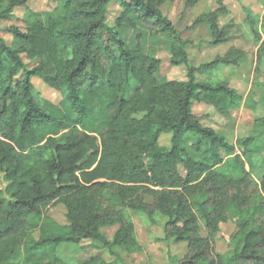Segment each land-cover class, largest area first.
<instances>
[{
	"label": "trees",
	"instance_id": "obj_1",
	"mask_svg": "<svg viewBox=\"0 0 264 264\" xmlns=\"http://www.w3.org/2000/svg\"><path fill=\"white\" fill-rule=\"evenodd\" d=\"M54 1L62 13H45L25 32L10 29L11 45L0 28V172L7 183L0 190V264H10L20 247L22 264H68L57 248L86 241L136 252L128 210L151 222L155 213L166 218L163 241L186 244L179 264H264V118L256 120L258 133L235 146L202 126L193 103L227 117L241 97L226 82L196 81L186 43L160 11L173 0ZM0 4L1 21L25 0ZM113 4L120 13L112 27L106 18ZM201 23L212 44L226 40L216 14L195 25ZM136 26L168 40L170 64L187 67L185 81L156 79L160 60L121 38L120 29ZM237 54L230 50L214 64H235ZM32 78L59 93L60 103L40 99ZM164 133L171 135L168 147L159 145ZM188 137L195 139L191 153ZM57 204L65 225L47 215ZM30 217L41 218L37 238ZM228 221L235 225L229 250L216 254L220 225ZM113 225L119 228L111 240L99 232ZM77 264L116 263L92 257Z\"/></svg>",
	"mask_w": 264,
	"mask_h": 264
},
{
	"label": "rangeland",
	"instance_id": "obj_2",
	"mask_svg": "<svg viewBox=\"0 0 264 264\" xmlns=\"http://www.w3.org/2000/svg\"><path fill=\"white\" fill-rule=\"evenodd\" d=\"M5 4H0V12ZM223 8V13H217ZM160 11L174 26L181 39L186 43L188 66L196 69L197 82H226L228 87L241 97V101L230 106L229 115L223 117L212 107L193 103L191 111L201 117V124L215 130L225 137L231 146L236 145L239 138L258 133L257 119L264 118V0H198L193 6L188 0H173L164 4ZM51 12L54 17L62 13L60 4L54 0H25V6L16 7L7 19L0 21L1 37L11 45L14 37L10 29L25 32L28 24L35 19ZM120 13L118 5H110L106 23L115 25V18ZM216 14L219 30L224 32L225 41L214 45L205 23L195 25L199 19ZM248 15L257 20L251 23ZM228 27V28H227ZM125 39L131 44H140L145 55L154 56L161 62L156 79L160 82L185 81L187 67H174L170 64L168 40L164 36L152 37L148 31L139 26L137 30L129 27ZM255 31L259 34L257 36ZM230 50L238 52L236 63L214 64L216 60L226 57ZM23 56V55H22ZM24 64L32 66L25 56ZM210 68H205V67ZM32 84L40 99L58 105L61 96L45 85L39 78H32ZM132 92V91H130ZM142 115H136L140 119ZM171 135L164 133L159 138V145L168 147ZM194 137L186 139L188 151H193ZM236 154H239L236 150ZM249 169V168H247ZM7 183L0 172V190H4ZM147 203H152L149 196ZM127 215L134 225V232L140 249L136 252L114 247L112 251L105 248H96L86 241L80 245L64 244L57 248L56 255L68 264H77L92 257H98L106 263L116 264H179L186 252V244H173L163 241V225L166 218L160 213L154 214L151 222L145 215L128 210ZM65 208L57 204L47 211V215L60 225H65ZM34 229L30 233L32 238L38 237V227L41 218L30 217ZM117 225L104 226L99 232L111 240L118 230ZM199 233L206 237L207 232L202 221H198ZM235 232V225L228 221L220 225V232L214 244V253L226 254L229 250L231 235ZM23 250L18 248L10 264H22Z\"/></svg>",
	"mask_w": 264,
	"mask_h": 264
},
{
	"label": "crops",
	"instance_id": "obj_3",
	"mask_svg": "<svg viewBox=\"0 0 264 264\" xmlns=\"http://www.w3.org/2000/svg\"><path fill=\"white\" fill-rule=\"evenodd\" d=\"M139 26H136V28H134V29H132V30H137V28H138ZM126 28H122V29H120V33H121V38L124 40V42H125V44L127 45V46H129V47H133V46H135V44L133 45V44H131V42H129L127 39H125V35H126V33L127 32H124V31H126L125 30ZM156 38V37H155ZM154 57V56H153Z\"/></svg>",
	"mask_w": 264,
	"mask_h": 264
}]
</instances>
